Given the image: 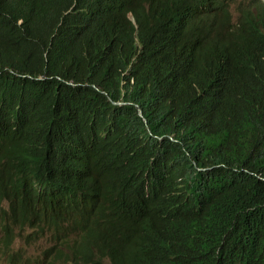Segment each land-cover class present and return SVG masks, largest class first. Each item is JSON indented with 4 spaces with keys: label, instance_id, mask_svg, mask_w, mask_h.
<instances>
[{
    "label": "trees",
    "instance_id": "obj_1",
    "mask_svg": "<svg viewBox=\"0 0 264 264\" xmlns=\"http://www.w3.org/2000/svg\"><path fill=\"white\" fill-rule=\"evenodd\" d=\"M0 264H264V0H0Z\"/></svg>",
    "mask_w": 264,
    "mask_h": 264
},
{
    "label": "rangeland",
    "instance_id": "obj_2",
    "mask_svg": "<svg viewBox=\"0 0 264 264\" xmlns=\"http://www.w3.org/2000/svg\"><path fill=\"white\" fill-rule=\"evenodd\" d=\"M233 15H234V20H236L237 17L235 16V10L234 9H233ZM21 246H25V241H19L17 246H16V250H18ZM42 246H43V244H37V245L33 246V248L31 246H29L28 248H29V251L31 253H34L35 251L40 250ZM29 255H33V254H29Z\"/></svg>",
    "mask_w": 264,
    "mask_h": 264
}]
</instances>
